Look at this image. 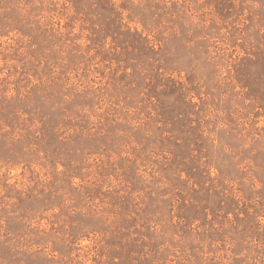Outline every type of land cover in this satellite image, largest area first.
Here are the masks:
<instances>
[{
	"label": "rangeland",
	"instance_id": "rangeland-1",
	"mask_svg": "<svg viewBox=\"0 0 264 264\" xmlns=\"http://www.w3.org/2000/svg\"><path fill=\"white\" fill-rule=\"evenodd\" d=\"M0 264H264V0H0Z\"/></svg>",
	"mask_w": 264,
	"mask_h": 264
}]
</instances>
